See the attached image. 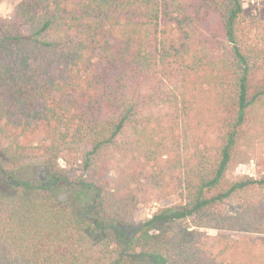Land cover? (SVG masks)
<instances>
[{"label":"trees","instance_id":"obj_1","mask_svg":"<svg viewBox=\"0 0 264 264\" xmlns=\"http://www.w3.org/2000/svg\"><path fill=\"white\" fill-rule=\"evenodd\" d=\"M262 142L264 21L243 0L0 16V264H264V177L229 179ZM61 161L82 171L69 199ZM22 171L40 183L5 189Z\"/></svg>","mask_w":264,"mask_h":264},{"label":"rangeland","instance_id":"obj_2","mask_svg":"<svg viewBox=\"0 0 264 264\" xmlns=\"http://www.w3.org/2000/svg\"><path fill=\"white\" fill-rule=\"evenodd\" d=\"M19 1L20 0H0V16L7 17L11 15ZM243 6L245 10V16L255 14L264 21V0H243ZM250 156L251 157L249 161L244 164L235 166L230 170L229 179L231 181L239 180L245 176H251L258 179L264 177V142L254 145ZM61 166L65 167L67 170V184L72 183V185L74 186L73 182L78 180V178L82 175L80 166H66L63 161H61ZM28 172L29 171H22L20 176H17L15 178L12 177V179H9L8 176H4V181L9 182L8 185L5 186V189L13 190V184L10 181L28 182L33 183L35 186L38 185L40 183L38 179V173L35 171L29 173ZM45 181H47V178H45ZM79 189L80 188H77V191ZM58 195L66 199H69L71 196L69 195L67 188H62V190L59 191ZM176 201V198H171L160 203L141 204L135 213V222L139 223L146 218L151 217L152 214H154L156 211L160 210L161 208L171 206L175 204ZM84 205L85 204H81L80 207L83 208Z\"/></svg>","mask_w":264,"mask_h":264},{"label":"flooded vegetation","instance_id":"obj_3","mask_svg":"<svg viewBox=\"0 0 264 264\" xmlns=\"http://www.w3.org/2000/svg\"><path fill=\"white\" fill-rule=\"evenodd\" d=\"M40 173V179L42 180V181H45V178L46 177H44V176H42V174H41V172H39ZM10 179V178H9ZM17 183V182H16ZM19 183H17V185H18ZM65 185V188H67V190H69L68 192L70 193V191L71 192H75V191H77V188H82V185H78V184H76V185H74V186H70V184L68 183H66V184H64ZM53 186H57L56 185V183H53ZM58 187H61V185H59ZM71 188H72V190H71ZM94 203V202H93ZM83 209L84 210H86V205H84L83 206Z\"/></svg>","mask_w":264,"mask_h":264}]
</instances>
